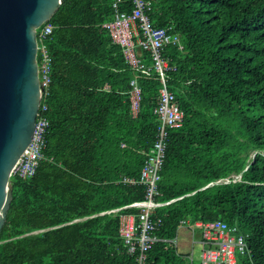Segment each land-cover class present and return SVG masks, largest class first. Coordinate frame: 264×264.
Masks as SVG:
<instances>
[{"label": "trees", "instance_id": "16d2710c", "mask_svg": "<svg viewBox=\"0 0 264 264\" xmlns=\"http://www.w3.org/2000/svg\"><path fill=\"white\" fill-rule=\"evenodd\" d=\"M113 1L63 0L44 23L53 27L44 158L33 176L11 177L0 264H139L120 216L141 212L127 206L145 199V187L128 179L138 180L150 156L163 85L148 51L140 52L149 76L129 68L111 39L104 25ZM148 1L153 25L177 38L161 56L184 116L169 130L155 197L169 203L152 212L159 241L143 264H192L177 249L181 221L187 230L196 222L236 227L246 239L237 264H264V0ZM133 79L141 89L135 117Z\"/></svg>", "mask_w": 264, "mask_h": 264}, {"label": "built area", "instance_id": "2783aa9c", "mask_svg": "<svg viewBox=\"0 0 264 264\" xmlns=\"http://www.w3.org/2000/svg\"><path fill=\"white\" fill-rule=\"evenodd\" d=\"M128 1L132 6L128 12L121 9L124 3L123 0L113 1V19L104 26L108 28L113 42L122 48L123 56L129 68L147 76L151 75L152 67L141 60L140 51H148L163 85L159 95V103L154 108L159 124L150 156L145 161L138 180L128 179L131 184L144 185L145 187V199L127 206L141 209V212L138 217L132 214L120 216V235L128 245L130 252H138V263L143 264L145 261L144 252L153 243L159 241L156 236L151 234L160 223L159 218H152V212L167 203L157 202L155 197L159 193V172L166 157L169 130L181 126L184 114L176 101L175 95L167 88L165 78L167 64L161 56L163 48L168 44H176L177 38L169 34L166 29L153 25L149 17L150 1ZM52 30V25L42 24L36 31L37 65L38 75L42 79V99L50 82L51 56L45 42ZM130 84L131 110L135 117L140 110L141 89L136 79L131 80ZM45 111L46 106L40 104L32 140L21 155L11 173V177L16 175L21 177L33 176L40 161L44 158L46 135L49 128V120L45 115ZM184 225V221H181V228ZM194 226L199 227L201 231L200 239L197 241V244L202 246L200 264H237L238 255L246 251L245 236H236V227H229L222 222H196ZM192 231L194 230L192 229ZM174 242L176 243L175 240ZM190 260H192V256Z\"/></svg>", "mask_w": 264, "mask_h": 264}, {"label": "water", "instance_id": "95a60500", "mask_svg": "<svg viewBox=\"0 0 264 264\" xmlns=\"http://www.w3.org/2000/svg\"><path fill=\"white\" fill-rule=\"evenodd\" d=\"M62 1L0 0V232L12 200L11 173L32 140L42 101L36 31Z\"/></svg>", "mask_w": 264, "mask_h": 264}, {"label": "rangeland", "instance_id": "374dc122", "mask_svg": "<svg viewBox=\"0 0 264 264\" xmlns=\"http://www.w3.org/2000/svg\"><path fill=\"white\" fill-rule=\"evenodd\" d=\"M224 181L227 182L226 179ZM177 243H178L177 249L181 254L183 255L193 254L194 259L196 260L200 259V253H201L202 246L199 244L192 243V237L190 235V232L187 229L182 228L179 230L177 234Z\"/></svg>", "mask_w": 264, "mask_h": 264}, {"label": "crops", "instance_id": "0c3cea01", "mask_svg": "<svg viewBox=\"0 0 264 264\" xmlns=\"http://www.w3.org/2000/svg\"><path fill=\"white\" fill-rule=\"evenodd\" d=\"M188 231L190 232V235L192 237V243L193 244H197V241H199V239H200V232H201L200 231V228L199 227H197V228L195 227L194 228V231H192V230H188ZM191 255H192V260H193L192 261V264H200V259L199 260H196V259H194V255L193 254H191Z\"/></svg>", "mask_w": 264, "mask_h": 264}]
</instances>
